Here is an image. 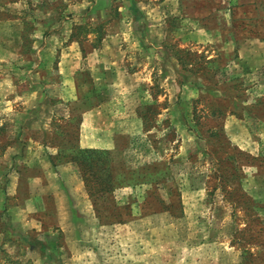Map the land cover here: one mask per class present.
Returning <instances> with one entry per match:
<instances>
[{"label":"rangeland","instance_id":"rangeland-1","mask_svg":"<svg viewBox=\"0 0 264 264\" xmlns=\"http://www.w3.org/2000/svg\"><path fill=\"white\" fill-rule=\"evenodd\" d=\"M108 36L121 49L116 64H86L77 101H56L65 44L89 54ZM176 49L197 55L193 72ZM49 98L55 156L82 149L85 105L111 101L118 117L144 121L151 151L129 152L122 138L109 158L114 182L93 195L61 174L71 185L65 231L52 198L43 212L14 210L15 176L1 164L2 264H264V0H0V107ZM7 113L1 153L25 115ZM20 214L32 230L12 227Z\"/></svg>","mask_w":264,"mask_h":264},{"label":"crops","instance_id":"crops-1","mask_svg":"<svg viewBox=\"0 0 264 264\" xmlns=\"http://www.w3.org/2000/svg\"><path fill=\"white\" fill-rule=\"evenodd\" d=\"M110 37L108 36L107 39L103 40L101 46L94 48L89 54H85L80 49V41L70 39L71 41L65 44V50L59 56L57 65V74L61 82L56 85L57 89L54 95L56 101L65 100L66 107L74 99L77 101V90L73 88L74 86L72 87V84L75 77L84 70L86 64L87 68H93V70H96L94 67H111L116 64L115 59L120 58L121 49L119 44L115 43V39ZM25 94L32 101L38 96V93L33 89L27 90ZM52 100L54 99L49 98V101L46 100L39 105L33 102L30 105L17 104L11 108H9L10 101L2 102L0 132L7 126V121L3 120V114L24 112L25 115L23 116V123H19V127L16 128L19 134L17 133V136L9 142L5 139L1 145L6 148L5 152H0V161L3 160L0 162V169L4 168L6 163L9 165L7 169L9 174L5 172V176H9V180L15 176L14 183L8 185L9 193H13L12 196L16 198L15 201L19 200L18 206L14 210L22 211L25 215L43 212L49 208L48 200L50 201L52 198L58 216V226L65 231V226L72 221L70 198L69 194H66L71 185L66 184L65 179H59V177L61 174L72 171V175L75 177L73 179L77 181V190L80 193L85 192V184L74 164L54 167L51 162L57 152L51 149V143L48 139L57 110L52 106ZM116 106L112 101L103 102L83 111L79 130L80 147L88 150H106L112 154L120 149L119 141L122 138H127L129 147H131L127 148L129 152L137 153V145L140 144L145 146L146 151L149 150L150 152L152 146L149 139L148 141L146 139L144 121L134 114L130 118L118 117L114 111ZM148 142L150 143L149 146ZM152 150L155 151L154 148ZM137 164L140 165V163ZM4 174L0 173V177H3ZM4 207V204H0V211ZM11 225L14 229L22 232H28L34 228L33 225H29L28 218H22L21 214L11 220ZM0 264L2 263L0 262Z\"/></svg>","mask_w":264,"mask_h":264},{"label":"trees","instance_id":"trees-1","mask_svg":"<svg viewBox=\"0 0 264 264\" xmlns=\"http://www.w3.org/2000/svg\"><path fill=\"white\" fill-rule=\"evenodd\" d=\"M135 6V5H134ZM133 6V7H134ZM136 20H138L141 16L135 15L134 16ZM85 26L82 25H76L75 29H82ZM102 27L99 25L97 28L94 29L95 32L99 33L101 36L102 34ZM232 29L234 30L233 26ZM232 30V31H233ZM235 31V30H234ZM98 37V40L101 41L102 38ZM74 37V35H73ZM170 46V45H169ZM171 47V46H170ZM172 49H175L174 47ZM174 52V56H180L178 59L179 63L183 64V66L187 69L188 65H192L191 61L192 59L197 56L195 53H192L191 50L186 49H176ZM170 54V51L168 50L166 52V55ZM183 55L185 56V59H183ZM188 59V60H187ZM189 72H193L194 69H187ZM93 104L89 103V105H85V108L89 109V107H92ZM74 147V149H69L68 151H61L58 153L54 158L51 159L53 162V165L56 167L58 165H62L64 163L72 162L75 163L81 171L82 178L87 186L88 192L93 195L95 192H101L105 189H108L109 187H106L103 185L105 182L108 184H112L114 182V177L111 172V162L109 158H111V152L106 150H96V149H80ZM69 152V154L67 153ZM6 178V176H5ZM6 182H8V179H6ZM109 185V186H110Z\"/></svg>","mask_w":264,"mask_h":264}]
</instances>
